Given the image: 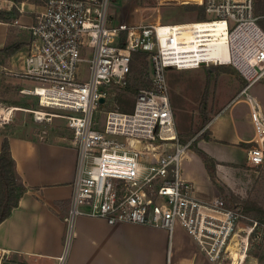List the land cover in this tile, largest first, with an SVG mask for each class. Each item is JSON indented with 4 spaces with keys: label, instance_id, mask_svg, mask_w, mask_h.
Wrapping results in <instances>:
<instances>
[{
    "label": "built area",
    "instance_id": "2783aa9c",
    "mask_svg": "<svg viewBox=\"0 0 264 264\" xmlns=\"http://www.w3.org/2000/svg\"><path fill=\"white\" fill-rule=\"evenodd\" d=\"M158 2L198 5L202 15L188 22L115 24L110 0H46L30 26L31 43L18 73L35 86L22 92L67 112L70 140L78 149L67 236L77 215L165 228L171 235L178 223L211 261L242 264L252 233L249 228L240 234L246 216L220 197L199 198L194 182L183 176L181 160L191 141L179 138L169 71L210 65L236 69L246 81L237 97L246 95L254 127L248 162L262 165L264 113L249 93L264 78V29L255 0ZM140 51L148 54L152 85L138 90L132 111H106L99 127L100 106L113 86L128 84ZM81 63H87V78ZM5 110L0 109V126L11 115ZM33 112L42 120V111ZM64 261L63 255L58 264Z\"/></svg>",
    "mask_w": 264,
    "mask_h": 264
},
{
    "label": "rangeland",
    "instance_id": "374dc122",
    "mask_svg": "<svg viewBox=\"0 0 264 264\" xmlns=\"http://www.w3.org/2000/svg\"><path fill=\"white\" fill-rule=\"evenodd\" d=\"M40 1L43 3L38 4V7L37 3H32L30 0L17 3L18 8L23 9L19 11L20 15L10 23H0V49L15 34H18L17 37L23 38L30 35V27L26 26L32 23V18L38 16V9H41L46 2V0ZM110 1L109 14L115 24L121 21L133 24H149L159 21L162 23L188 22L195 21L202 15L198 5L190 3H160L158 0ZM1 5L6 9H10L14 2L1 0ZM20 18L21 22L14 24V21ZM24 24L29 25L24 26ZM23 54L18 53V55L15 54L6 58L0 52V109L5 107H8V109L10 107L16 108L9 119L0 126V130L6 131L5 133L15 132L17 135L25 137H36L39 133L46 134L50 140H63L72 144L70 140L72 131L68 128L67 112L59 108L42 106L38 97L22 92L24 88L35 86L33 80L24 78L18 73L20 71L19 62L22 61L20 56L26 55ZM143 60L144 64H138L143 65L144 70L149 73L150 63L148 58L143 57ZM80 70L83 72V77L87 78L89 72L87 63H81ZM136 73L138 72L133 65L129 84L131 87H138L136 92L118 86H113L109 90L107 102L100 106L97 114L99 127L104 126L106 111L111 109L132 110L138 89L146 87L145 84L137 81L136 75L138 74ZM169 80L179 138L183 142L191 141L190 148L182 156V170L188 172L201 189H206L207 186L212 184L218 188H223L217 197L226 200L246 216L241 219L243 223L238 225L243 228L240 234L246 235L244 230L252 228L246 260L242 264H264V163L260 166L248 164V149L251 145L229 146L216 143L206 145L207 150L215 156L225 157L240 165L239 167L221 166L219 168V172H221L219 175L217 174V184L212 181L204 161L198 155L197 158L184 159L186 154L193 153L195 146L199 147L200 138L205 134H209L207 125L211 117L216 114L221 106L231 100L241 86L244 87L246 81L230 65H210L185 70L171 69ZM249 93L258 99L264 113V78L255 82L249 88ZM245 97V94H241L223 111L220 122L222 129L232 130L230 119L232 107H235L237 112L240 110L243 113L248 112L249 107L242 100H245ZM233 103L234 106L230 107ZM33 110L42 111V120H36ZM68 157L67 154L64 155L65 163H67ZM186 233L188 232L186 231ZM20 259L17 263L12 261L9 264H26L24 258ZM221 264H232V260L226 259Z\"/></svg>",
    "mask_w": 264,
    "mask_h": 264
},
{
    "label": "crops",
    "instance_id": "0c3cea01",
    "mask_svg": "<svg viewBox=\"0 0 264 264\" xmlns=\"http://www.w3.org/2000/svg\"><path fill=\"white\" fill-rule=\"evenodd\" d=\"M43 7L44 5L38 9V12L42 11ZM18 20L21 22V18ZM35 20L36 17L32 18V23L24 26L29 25L26 26L29 28ZM0 23L6 24L2 21ZM28 49L29 47L16 54H26ZM20 57L22 59L24 56ZM19 65L21 68L23 60ZM242 87L211 117L207 125L210 138H200L198 142L199 148L217 161L218 172L221 166L239 167L240 165L225 157L215 156L207 150L206 145L216 143L249 146L254 139L250 107L244 99L242 100L249 107L248 112L243 113L242 110L237 112L236 108L232 107L233 103L230 106L233 108L230 116L232 130L227 131L220 126L223 111L236 99ZM5 132L0 130V150L5 138H8L16 162V170L21 175L27 190L22 195L19 206L0 223V264L3 258H8L11 262L15 261L14 263L24 258L26 264H58L59 258L63 255L64 264H221L223 262L211 261L200 249L196 240L178 223L175 224L171 235L165 228L134 223L109 224L99 217L77 215L73 220L71 235L67 239L78 149L68 141L50 140L46 134L39 133L36 137H25L15 132ZM65 154L69 156L67 163L64 160ZM197 155L194 150L193 153L186 154L184 159L197 158ZM218 172L219 175L221 171ZM183 176L194 182L196 195L201 199H214L223 190L214 184L201 189L188 172L183 171ZM246 256L242 263L245 262Z\"/></svg>",
    "mask_w": 264,
    "mask_h": 264
},
{
    "label": "trees",
    "instance_id": "16d2710c",
    "mask_svg": "<svg viewBox=\"0 0 264 264\" xmlns=\"http://www.w3.org/2000/svg\"><path fill=\"white\" fill-rule=\"evenodd\" d=\"M11 1L14 2V5L10 9H6L5 7L0 6V21L10 23L13 21L14 18H17L20 15L19 12L20 10L17 6V3L23 2L25 0H11ZM30 2L37 4L43 3L40 0H30ZM255 9L257 16H259L258 19L259 24L264 29V0H255ZM17 35L18 34L12 36L11 40L7 41V43H5L4 46L0 49V52L3 53L6 58L15 55L17 52L21 50L27 49L31 43V39H32L31 35L30 36L26 35L25 38L17 37ZM143 57L148 58V54L146 52L140 51L134 55L132 70L134 65L135 70L138 72L136 73L138 74L136 75L137 81L141 84L142 83L145 84L146 87H149L152 85V80L149 74L150 72L149 73L148 71L146 72L143 68L144 66L140 65V64H144ZM122 88H128L129 90L132 89L134 90V92H136L138 87L137 88L135 86L131 87L128 82V84ZM201 138L209 139L210 135L205 134ZM194 150L204 161L212 181L215 184H217L218 182V177L216 173L217 161L212 156H210L206 151H204L199 147L195 146ZM26 190L27 187L25 186L21 175L16 170V162L11 152L9 140L8 138H5L2 148L0 150V223H2L12 214L14 208L19 206V201L22 195L26 192ZM9 263H12L10 259L3 258L2 264H9Z\"/></svg>",
    "mask_w": 264,
    "mask_h": 264
},
{
    "label": "bare ground",
    "instance_id": "6f19581e",
    "mask_svg": "<svg viewBox=\"0 0 264 264\" xmlns=\"http://www.w3.org/2000/svg\"><path fill=\"white\" fill-rule=\"evenodd\" d=\"M218 30V29H217ZM218 32V31H217ZM14 109H16V108H12V110H14ZM5 113H6V115H9L10 113H11V109L9 108L8 110H5ZM6 119V118H5Z\"/></svg>",
    "mask_w": 264,
    "mask_h": 264
},
{
    "label": "water",
    "instance_id": "95a60500",
    "mask_svg": "<svg viewBox=\"0 0 264 264\" xmlns=\"http://www.w3.org/2000/svg\"><path fill=\"white\" fill-rule=\"evenodd\" d=\"M99 101H100V103H104V102H105V97H101V98L99 99Z\"/></svg>",
    "mask_w": 264,
    "mask_h": 264
}]
</instances>
